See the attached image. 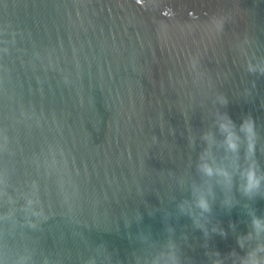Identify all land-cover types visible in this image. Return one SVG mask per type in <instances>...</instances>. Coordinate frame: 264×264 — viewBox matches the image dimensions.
Wrapping results in <instances>:
<instances>
[{
	"label": "water",
	"instance_id": "obj_1",
	"mask_svg": "<svg viewBox=\"0 0 264 264\" xmlns=\"http://www.w3.org/2000/svg\"><path fill=\"white\" fill-rule=\"evenodd\" d=\"M253 262L264 0H0V264Z\"/></svg>",
	"mask_w": 264,
	"mask_h": 264
},
{
	"label": "clouds",
	"instance_id": "obj_2",
	"mask_svg": "<svg viewBox=\"0 0 264 264\" xmlns=\"http://www.w3.org/2000/svg\"><path fill=\"white\" fill-rule=\"evenodd\" d=\"M221 131L227 133L228 129L226 126H221ZM234 134V133H232ZM230 134H226L225 138H224V143L227 141L228 137ZM201 171H203V173L206 176H213L214 174H220V175H224L225 173H220L217 171V169L213 168L211 165H204L201 168ZM245 184H244V192L250 193L253 190L257 189L259 187V178L257 177L256 173L254 170H249L247 173H245ZM196 207L199 208L201 210V212H209L210 208L209 205L207 203V201L201 197L197 200L196 203ZM253 227L256 229H259L261 227V223L260 220L258 218H254L252 221ZM221 235H224L223 232H221ZM253 264H257V262H253Z\"/></svg>",
	"mask_w": 264,
	"mask_h": 264
}]
</instances>
